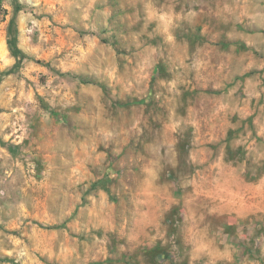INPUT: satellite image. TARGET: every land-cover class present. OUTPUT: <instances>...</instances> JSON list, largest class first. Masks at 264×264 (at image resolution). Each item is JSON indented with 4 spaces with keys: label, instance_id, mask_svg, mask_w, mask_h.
I'll return each instance as SVG.
<instances>
[{
    "label": "rangeland",
    "instance_id": "obj_1",
    "mask_svg": "<svg viewBox=\"0 0 264 264\" xmlns=\"http://www.w3.org/2000/svg\"><path fill=\"white\" fill-rule=\"evenodd\" d=\"M0 264H264V0H0Z\"/></svg>",
    "mask_w": 264,
    "mask_h": 264
},
{
    "label": "trees",
    "instance_id": "obj_2",
    "mask_svg": "<svg viewBox=\"0 0 264 264\" xmlns=\"http://www.w3.org/2000/svg\"><path fill=\"white\" fill-rule=\"evenodd\" d=\"M11 22H14L13 19ZM16 28L10 29L9 38L7 39L8 47L11 54L17 59V62H20L26 55L22 52V50L17 46L16 41Z\"/></svg>",
    "mask_w": 264,
    "mask_h": 264
}]
</instances>
